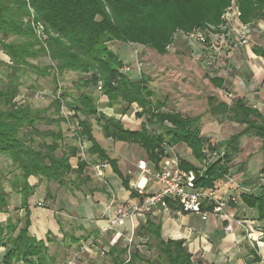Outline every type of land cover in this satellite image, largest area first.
<instances>
[{
  "label": "trees",
  "instance_id": "1",
  "mask_svg": "<svg viewBox=\"0 0 264 264\" xmlns=\"http://www.w3.org/2000/svg\"><path fill=\"white\" fill-rule=\"evenodd\" d=\"M232 3L240 12V22L264 19L263 0H0V49L7 57V61L0 58V155L8 158L13 167L8 176L0 166V214L11 211L5 182L19 196V206L13 209L23 210L21 226L10 216L0 220V248L3 249L0 264L18 261L56 264L48 255L50 238L37 239L29 234L28 199L35 189V184L29 183L30 176L54 181L60 186L75 181L80 185L89 179L84 173L89 162L79 156V146L60 144L64 137L61 130L38 128L41 122L49 125L64 117H49L44 109L16 100L23 83L21 78L27 72L39 76L52 72L57 76L65 71L82 74L75 84L78 93L66 101L72 112L66 119L76 124L74 138L79 144L82 140L89 141L87 152L96 154L99 161L109 157L91 134V117L101 127L104 137L137 143L155 164L164 153V144L184 143L200 164L206 158V150L215 153L203 173L196 175V186H214L217 179L228 174L242 136L259 138L264 153V113L260 109L247 104L243 98L227 103L209 96L207 110L212 115L241 125L240 130L220 145L212 144L209 137L201 134V114L183 115L165 110V100L156 97L148 86V77L141 74L131 79L121 70L124 62L120 55L108 46L111 41L137 43L165 53L177 31L188 32L207 25L217 27L225 8ZM31 14L47 35V51L31 25ZM9 37L14 39L8 41ZM252 50L264 57L263 46H253ZM40 56L47 57L49 62L41 65L30 61ZM210 80L223 88L222 77L214 76ZM94 89L106 98V106L121 105L120 114L127 113L135 104L139 108L135 116L143 117L139 127L130 130L120 118L99 111L92 94ZM63 95L53 99L58 112ZM73 156L77 157L75 168L69 162ZM200 164L196 166L179 157V166L183 169L197 171ZM73 172L75 180L69 178ZM123 182L127 185V179ZM239 197L246 207L253 209V219L264 221V184L257 191L241 192ZM164 201L173 208L169 199ZM141 228L140 235L146 237L145 250L155 249L156 256L146 257L135 247L125 261L126 249L113 246L108 252L113 264H199L192 261L182 239L161 238L159 223L148 219ZM259 260L258 256L254 257V261Z\"/></svg>",
  "mask_w": 264,
  "mask_h": 264
},
{
  "label": "rangeland",
  "instance_id": "2",
  "mask_svg": "<svg viewBox=\"0 0 264 264\" xmlns=\"http://www.w3.org/2000/svg\"><path fill=\"white\" fill-rule=\"evenodd\" d=\"M227 27L228 28L223 32L218 29L216 31L212 29L211 33H214V36L212 34L209 36V32H206L204 34L206 43L204 44L196 40L187 39L183 35L178 34L179 32H176L170 44L166 46L167 52L165 53H159L152 47L137 43L111 41L108 43V46L116 51L123 60L124 65L129 67L126 73L136 78H139L141 74L148 77V86L154 91L156 97L165 100V110L179 111L183 115L201 114V134L209 137V141L212 144L220 145L229 135L240 130L241 125L226 120L220 115H212L207 110V98L212 95L218 100H224L229 103L233 97L237 96L236 93L233 92V88H231L232 80L235 77H240L246 89L249 90L246 94L242 95L246 99L247 104L260 109L264 113V82L253 86L251 82L253 80V72L250 68L245 67L247 63L249 64V62H247L249 58L244 57L238 60L234 58V56H229L230 50H228L230 46H243L244 49H251L252 45H264V31H261L256 23L252 24L251 27H248L247 44L239 45L234 44L237 39L236 29L240 31L241 28L239 21L235 19L234 22L228 24ZM233 27L236 29H233ZM43 35L44 36H38L36 34L40 45L47 51V35L44 30ZM12 39L14 38L9 37L7 40L10 41ZM239 51L242 52V50ZM0 58L7 61V57L1 49ZM245 59L246 65L244 66L243 61ZM256 59L257 58L250 60H252L251 62H255ZM30 61L41 65H45L49 62L47 57L44 56L31 59ZM262 61L264 70V60ZM51 63L55 64L53 61H51ZM81 75L82 74L75 71H65L57 76H55L54 72L45 76L27 72V74L21 78L23 83L16 96L17 101L20 103H27L32 107L42 108L44 109V114L49 117L57 118L59 115L64 117V120L58 123L46 125L41 122L38 124V128L40 129L61 130L64 137L60 144L79 143L73 135L76 124L66 119V117L72 115L69 113L70 109L66 105V101L70 100L71 95L74 96L78 93V88L75 84L78 77ZM214 76H219L224 79L222 89H219L211 82L210 77ZM92 92L95 95V100L101 105L105 98L98 94V89H94ZM60 95H63L64 98L60 102L61 107L58 112L56 106L53 104V99ZM68 95H70V97H68ZM131 107H134V104ZM131 111L132 109H130L128 113ZM206 123H213L215 126L214 128L206 129ZM37 139L39 140V138ZM45 140L49 141L48 138ZM260 144V139L254 136L241 137L239 142L240 153L235 156L230 163V175L227 178L237 179L235 177H237L239 174L238 172H240L238 165L242 162L245 163L242 168L243 170L245 169L247 175H254L252 177L257 183V186H248L246 192L257 191V187L260 184H264V171L262 170L264 158L262 157ZM79 149L82 153L85 151V149L80 146ZM173 150L177 156L183 157L196 164L190 150L186 146L174 145ZM212 154V152L208 151L211 160L214 159ZM87 160H89V158H87ZM90 162H92L91 159ZM250 164L252 167L248 168ZM0 166L9 176L10 174L8 171L12 170L13 167L11 161L4 155H0ZM89 167L91 168H86V173H88L91 180L85 182L79 188L75 186L77 182L64 186L65 188L63 189L61 188L63 186H60L54 181L47 182L45 179H39L35 176H30L28 180L30 184L37 183L38 190L42 193L48 192L51 196H58L60 198L66 196L72 198V194L75 192L74 194L77 197L82 198L83 196H87L91 188L100 186L101 183H104L102 176L96 174L97 169H94L93 165ZM74 177L75 173L69 175V178L72 180H75ZM4 187L9 193L11 211L9 213L0 214V220L5 219L6 216H10L12 220H18L19 226H21L23 210L13 209L19 206V196L11 190L7 182L4 183ZM233 187H235L234 190L237 192L242 190L238 186ZM236 194L230 197L224 195L219 197L229 202L232 197L236 200ZM44 205L48 206L49 203L46 201ZM71 216L75 217L74 214ZM66 222L72 225H77L78 223L76 219L72 217L66 218ZM68 224L66 223L67 231L69 230ZM105 227L106 224L101 230V235L99 234L97 237H87L88 239L84 240L80 245L70 243V240L66 237V245L69 242L71 246V248L66 249V257L62 248L64 244H56V241H52L48 244V253L56 254L55 257L59 264H68L69 262L70 264H108L106 256L102 253V251L106 249L105 245L107 243L105 234H107L108 231L104 230ZM59 239L61 240V237ZM140 248L146 257L154 258L157 254L155 249L146 251L143 247Z\"/></svg>",
  "mask_w": 264,
  "mask_h": 264
},
{
  "label": "crops",
  "instance_id": "3",
  "mask_svg": "<svg viewBox=\"0 0 264 264\" xmlns=\"http://www.w3.org/2000/svg\"><path fill=\"white\" fill-rule=\"evenodd\" d=\"M255 23L261 31H264V19H259L254 23H246V25L251 27L252 24ZM208 34L210 36V34H212L211 31ZM212 35L214 36V33ZM253 46L256 45H252V47ZM258 46L264 47L262 44H258ZM252 47L251 49H244L243 46H230L228 47V50H230L229 56H234V58H237L238 60L243 59L244 57L249 58V61L247 60L249 64H245V59L243 61V65H246V68H250L252 70L253 80L251 82L252 85L255 86L256 84L259 85L264 82V70L262 66V60H264V57L256 55L253 52ZM239 50H242V52ZM254 58H257L256 61L251 62L252 60L250 59ZM127 75L131 79H137L135 76L129 75L128 73ZM231 88H233V92L236 93L237 96L233 97L230 102L235 98H243L246 102V99L242 95L246 94L249 90L246 89L244 82L240 77H235L232 80ZM98 94L101 95L100 92ZM72 96L73 95H71V97ZM68 97H70V95H68ZM101 97L104 96L101 95ZM95 103L97 104L99 111H102L106 116H115L120 118L123 126L130 130L137 129L140 125V122L143 120L142 117L138 118L135 116V112L139 110L135 104L134 107H131L132 111L130 113L127 112L125 114H120L118 113V109L121 107V105L114 104L112 107H108L106 106V98L104 99V102L101 103V105H99V102L96 100ZM90 120L92 122L91 134L99 146L105 149L110 160H104L107 162V166L102 171L104 183H101L100 186H94L91 188L87 196H83L82 198L77 197L74 194L75 192H73L72 198H68L66 196L62 198L58 196H51L48 192H40V190H38V185H36L37 183H33L35 184L34 193L28 199L31 211L30 225L28 227L29 234L36 237L37 239H46L47 237L50 238V241L47 242V245L52 241H56V244L63 243L64 245L62 248L64 250L65 257L66 249L71 248L70 243L80 245V243L88 239L87 237H97V235L102 234V228L107 223L108 217L112 216L113 211L119 202L127 201L130 203H137L141 201L145 195L159 190V184L155 180L151 179L146 182L144 194L139 195L132 193V190L134 189L132 188L131 183L136 179L139 173L137 161L139 159L148 160L145 150L137 143L113 140L109 137H104L101 127L97 125L94 118H90ZM214 126L215 125H213V123L205 124L206 129L214 128ZM78 144L79 143H71L67 145ZM90 145L91 143L87 140H82V142L79 144V146L84 148L86 151H83L82 153L79 149V156L89 162L85 167L84 173L86 175H88V173H86V168H91L89 166L92 163L102 162L98 160L96 154L91 155L87 152V148ZM176 145L186 146L184 143H178ZM206 153L208 155L207 150ZM239 153L240 147L238 154ZM86 157L89 158V160H87ZM262 157L264 158L263 152ZM90 159L92 162H90ZM194 160L196 164L193 162L192 163L198 166L200 162L195 158ZM69 162L71 166L75 168L77 165V157H70ZM244 165V162L238 165L240 172H238V176L235 177L237 179L227 178L230 175L229 164L228 174L214 182V187H217L216 191L218 192V196L224 195L230 197L233 195L235 196L237 193L236 200L234 197L230 198L227 211L234 219L242 221L244 224L239 225L231 221L233 230L225 231L224 225L226 224V221H224L219 216L210 214L207 219L202 220L200 216L193 213L176 214L174 209L164 211L161 206H158L145 213L143 216L135 217V235L133 243L129 248L127 247V243L124 238H119L112 243V233L108 231V233L105 234L107 243L105 245L106 249L102 251V253L106 256L108 264H113L112 259L108 256V252L113 246L126 249L123 255L125 261L129 259V254L134 250L135 247L139 248L140 250V247L145 249L146 237L141 236L140 233L142 231V225H144L148 219L159 223L161 238L165 240L182 239L186 249L191 253V259L193 262H198L199 264H264V221L253 219V209L246 207L241 202L239 197L241 192H246L248 186H257V183L252 177L254 175H247L245 169L243 170L242 167H244ZM150 166L154 167L156 164L150 162ZM249 167H252L251 164L248 165V168ZM88 177L89 179L85 182L91 180L89 175ZM124 179H127V185L124 184ZM85 182L80 185H76V183L75 186L79 188ZM143 183L144 179L142 178L140 180V185ZM233 186H238L242 190L237 192L234 190L235 187ZM61 188L64 189L65 187L63 186ZM258 189L259 186L256 190ZM112 195H114V201L111 204L110 202ZM46 201L49 203L48 206L44 205ZM73 214L75 217L71 216ZM68 217L75 218L78 222L77 225L68 224V222H66V218ZM66 223L69 227L68 231L66 230ZM60 237L61 240L59 239ZM66 237L70 240V243L68 242L67 245ZM2 252L3 249L0 248V254ZM48 254L55 259L56 264H59L55 257L56 254ZM255 256H258L260 260L254 261ZM15 264L26 263L18 261Z\"/></svg>",
  "mask_w": 264,
  "mask_h": 264
},
{
  "label": "built area",
  "instance_id": "4",
  "mask_svg": "<svg viewBox=\"0 0 264 264\" xmlns=\"http://www.w3.org/2000/svg\"><path fill=\"white\" fill-rule=\"evenodd\" d=\"M264 1V0H263ZM240 12L235 4H231L225 8L221 15V23L217 27L207 25L205 27L194 28L191 31L183 32L177 31L178 34L183 35L190 40H196L199 43H206L205 33L212 29H218L222 32L228 27V24L234 22L235 19L239 21L241 26L240 31L236 29L237 39L234 44L244 45L248 41V26L239 20ZM31 25L38 36L43 35V26L40 22L33 20V15H30ZM129 67L124 65L121 69L127 72ZM71 114V112H70ZM213 153L212 155H214ZM211 161L209 155L200 164L197 171L192 169H183L179 166V156L173 150V146L164 144V153L156 166L151 167L150 161L139 159L137 161V168L139 173L136 179L131 183L132 188L137 194H144L146 182L153 179L159 184V190L145 195L144 198L137 203H130L127 201L119 202L112 216L108 217L106 227L104 230L112 233V243L119 238H124L127 247L133 243L135 235V217L143 216L145 213L161 206L164 211L174 209L176 214L193 213L202 220L207 219L210 214L219 216L226 224L225 231H232L233 226L231 221L242 225V221L236 220L227 211L228 201L222 199L217 195L216 187H201L196 186V175H201L205 169L206 164ZM94 169H97V175L102 176L103 169L107 166V162L91 164ZM144 179V183L140 185V180ZM167 198L173 203V208L165 203ZM114 201V195L111 196V204ZM66 264V263H65ZM70 264V262L68 263Z\"/></svg>",
  "mask_w": 264,
  "mask_h": 264
}]
</instances>
